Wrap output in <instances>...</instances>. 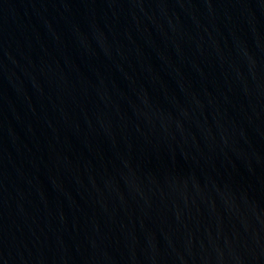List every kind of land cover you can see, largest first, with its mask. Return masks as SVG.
I'll return each mask as SVG.
<instances>
[{
	"label": "water",
	"instance_id": "obj_1",
	"mask_svg": "<svg viewBox=\"0 0 264 264\" xmlns=\"http://www.w3.org/2000/svg\"><path fill=\"white\" fill-rule=\"evenodd\" d=\"M0 264H264V0H0Z\"/></svg>",
	"mask_w": 264,
	"mask_h": 264
}]
</instances>
